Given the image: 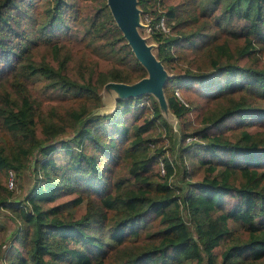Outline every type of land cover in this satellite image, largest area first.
I'll return each mask as SVG.
<instances>
[{
  "label": "trees",
  "instance_id": "16d2710c",
  "mask_svg": "<svg viewBox=\"0 0 264 264\" xmlns=\"http://www.w3.org/2000/svg\"><path fill=\"white\" fill-rule=\"evenodd\" d=\"M137 7L168 72L167 108L185 124L182 186L157 144L170 128L153 95L115 96L107 112L86 102L147 73L107 0H0V208L18 222L5 264H264V0ZM35 85L60 102L45 110ZM28 168L30 188L12 199L8 177Z\"/></svg>",
  "mask_w": 264,
  "mask_h": 264
},
{
  "label": "rangeland",
  "instance_id": "374dc122",
  "mask_svg": "<svg viewBox=\"0 0 264 264\" xmlns=\"http://www.w3.org/2000/svg\"><path fill=\"white\" fill-rule=\"evenodd\" d=\"M150 20H151V17H149V14H147V13L141 14L140 10H139V15H138V20H137L138 21L137 31L144 38L146 44L148 46H150V50L153 52V54H155V46H154V42H153V39H152L151 34H150V32H151ZM163 20H164V18H163ZM164 23H165V21H164ZM165 25H166V23H165ZM166 28H167V25H166ZM68 45L71 47V50L76 49L78 51L79 49H83L82 43L80 41L69 42ZM186 49H188L187 45H186ZM93 59L94 58L90 57L89 59H85L82 62L76 61L75 65H74V69L71 70V73L73 75L76 74V72H75L76 68H79L80 71H82V72L86 71V68H91V66H92L91 61ZM183 66H185V65L183 64ZM100 67L103 68V65H100ZM72 68H73V65H72ZM163 68H164V66H163ZM164 71H165V75H168V72L165 68H164ZM85 74H87V72H85ZM147 75H148V72L146 73L145 76H147ZM108 82H110V81H108ZM134 82H136V81H134ZM134 82H128V84H132ZM107 83H105L103 85V87L101 88L99 98H97V99L96 98L86 99V102L89 104L95 105L96 106L95 110H97L99 112L109 111L112 107V101H113L114 97L117 95L116 91H114L112 88L110 89L106 86ZM34 88H36V89H34V91H33V88L31 86H29L30 93L32 95L36 94L37 96H39L40 100H42V104H43V107L45 110H49V108H50L49 104H55L57 102H60L59 100L55 101L54 100L55 98L48 99L45 95L48 93H44L41 88L37 87V85H35ZM146 93L153 95L156 98V100L158 101V98H157L155 92L149 91ZM176 93L179 94V96L182 98V100L184 99L183 95L181 94V91L178 88L176 89ZM189 94L195 100L196 104L202 105V104H206L208 101L206 98L202 99L198 93L193 92L192 90H190ZM209 105L210 104H208V106ZM166 109H167V111H165L163 109H161V111L164 114L165 118L168 120V126L170 128V132H168L167 130H164L163 126H160L158 128V132H159V135L161 136V139H160V142L157 144H159L163 148L166 156H168L169 158L176 161L177 166L174 168V172H173L172 176L170 177L171 183L173 185H176V186H178V185L182 186L183 185L182 163L176 157V151L178 150L177 149L178 139H179V136L181 135V133L182 132L184 133L185 124L183 125V122H180L179 120H177L170 113L168 108H166ZM202 111H203L202 107H196L182 121L189 122L188 125H190V128L199 126L198 122H199V118H201ZM52 118H53V121L55 123H59L58 117L56 115L52 114ZM168 135L170 136V138ZM187 137H190V135L185 136L183 144H189L192 142V140L197 139L196 137H192V135H191L192 138L189 140H187ZM149 144H150V146H153V142L149 143ZM183 159L185 162L184 164L187 167H189V163H188L187 159H185V158H183ZM28 169H26L22 173V176L20 179L17 178V176L13 173L14 174L13 185L8 186L9 189L12 190V195H11L12 199L23 198L24 195L26 194V192L28 191V189L30 188V186L33 182V176L31 174L30 169L29 170ZM6 180H7V177H6ZM6 180H5V182H6ZM8 180H9V177H8ZM7 184H8V181H7ZM0 221L3 222V226H4L0 229V241L4 245L2 246V244H0V247H2V250H4L6 248V246L8 247V245H7L8 241L10 239H12V236L15 233L16 228L18 226V222L16 220V217L12 214V212L10 210H7V209L2 208V207L0 208ZM191 231L193 232L192 228H191ZM1 255L2 254L0 252V264H5V262L3 261V257H1Z\"/></svg>",
  "mask_w": 264,
  "mask_h": 264
},
{
  "label": "water",
  "instance_id": "95a60500",
  "mask_svg": "<svg viewBox=\"0 0 264 264\" xmlns=\"http://www.w3.org/2000/svg\"><path fill=\"white\" fill-rule=\"evenodd\" d=\"M112 16L122 31L137 59L146 68L148 75L132 84L110 81L108 88L116 91V97H135L146 92H155L160 108L167 111V104L163 94V84L167 78L163 65L156 58L137 31L139 8L137 0H107Z\"/></svg>",
  "mask_w": 264,
  "mask_h": 264
},
{
  "label": "built area",
  "instance_id": "2783aa9c",
  "mask_svg": "<svg viewBox=\"0 0 264 264\" xmlns=\"http://www.w3.org/2000/svg\"><path fill=\"white\" fill-rule=\"evenodd\" d=\"M156 25H157V24H156ZM159 25L161 26L162 29L167 30L163 18L159 21ZM189 139H191V137H187V140H189ZM159 169H160V172H161V173H164L165 167H164L163 162H160V163H159ZM8 185H9V186H12V185H13L12 175L9 177Z\"/></svg>",
  "mask_w": 264,
  "mask_h": 264
}]
</instances>
